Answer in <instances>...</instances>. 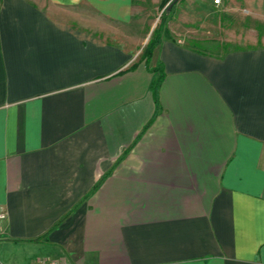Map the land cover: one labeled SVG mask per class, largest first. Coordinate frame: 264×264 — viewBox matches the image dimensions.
I'll use <instances>...</instances> for the list:
<instances>
[{
	"label": "crops",
	"instance_id": "0c3cea01",
	"mask_svg": "<svg viewBox=\"0 0 264 264\" xmlns=\"http://www.w3.org/2000/svg\"><path fill=\"white\" fill-rule=\"evenodd\" d=\"M135 1L0 0V264H264V47L147 61Z\"/></svg>",
	"mask_w": 264,
	"mask_h": 264
},
{
	"label": "rangeland",
	"instance_id": "374dc122",
	"mask_svg": "<svg viewBox=\"0 0 264 264\" xmlns=\"http://www.w3.org/2000/svg\"><path fill=\"white\" fill-rule=\"evenodd\" d=\"M136 0L134 27L145 31L148 44L174 0ZM165 5V7H163ZM171 10V11H170ZM165 27L187 47L209 54L264 47V0H178L169 8ZM144 21V23H141Z\"/></svg>",
	"mask_w": 264,
	"mask_h": 264
},
{
	"label": "trees",
	"instance_id": "16d2710c",
	"mask_svg": "<svg viewBox=\"0 0 264 264\" xmlns=\"http://www.w3.org/2000/svg\"><path fill=\"white\" fill-rule=\"evenodd\" d=\"M171 0H168L165 5ZM178 0H174L171 5ZM165 5L163 7H165ZM168 6V8L165 10V12L162 15L161 18V23L160 26L158 27L157 30H155L153 37L151 38L149 44L146 47V50L144 52L143 58L147 61H149V59L152 57L153 52L155 50V48L157 46H159L164 40H173V37L171 36V33L169 32V30L165 27V23L167 20V16L168 13L171 11H169L170 6ZM155 72L158 73L157 77L154 79L153 83H152V91L154 93V95L157 97L158 94V89L160 87V85L163 82V78H164V73H163V69L162 67H158L156 69H154Z\"/></svg>",
	"mask_w": 264,
	"mask_h": 264
},
{
	"label": "built area",
	"instance_id": "2783aa9c",
	"mask_svg": "<svg viewBox=\"0 0 264 264\" xmlns=\"http://www.w3.org/2000/svg\"><path fill=\"white\" fill-rule=\"evenodd\" d=\"M220 3H221V0H215L216 5H219ZM5 218H6V214L2 210H0V228ZM34 264H68V263L60 259H40L36 261Z\"/></svg>",
	"mask_w": 264,
	"mask_h": 264
},
{
	"label": "water",
	"instance_id": "95a60500",
	"mask_svg": "<svg viewBox=\"0 0 264 264\" xmlns=\"http://www.w3.org/2000/svg\"><path fill=\"white\" fill-rule=\"evenodd\" d=\"M176 2V1H175ZM172 6V5H171Z\"/></svg>",
	"mask_w": 264,
	"mask_h": 264
}]
</instances>
